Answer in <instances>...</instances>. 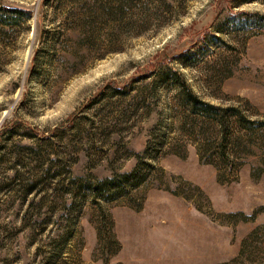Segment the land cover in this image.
<instances>
[{"label":"rangeland","instance_id":"1","mask_svg":"<svg viewBox=\"0 0 264 264\" xmlns=\"http://www.w3.org/2000/svg\"><path fill=\"white\" fill-rule=\"evenodd\" d=\"M1 6L30 14L14 21L0 49V264H264V240L242 246L264 225V212L255 221L222 224L168 190L142 189V209L125 200L110 205L122 249L105 263L88 203L78 213L60 189L39 186L27 194L21 184L51 176L57 155L63 174L70 167L75 176L99 179L131 172L162 106L154 104L148 116L136 108L138 90L116 89L143 87L168 66L205 100L264 118V30L230 24L235 15H264V0H0ZM187 53H195L191 64L180 58ZM159 96L163 102L174 94ZM254 151L231 184L220 183L194 147L186 158L168 154L158 163L167 185L174 188L171 177L181 176L201 186L217 214H252L264 207L263 152Z\"/></svg>","mask_w":264,"mask_h":264},{"label":"trees","instance_id":"2","mask_svg":"<svg viewBox=\"0 0 264 264\" xmlns=\"http://www.w3.org/2000/svg\"><path fill=\"white\" fill-rule=\"evenodd\" d=\"M26 14L30 13L20 8L0 7V49L8 28L13 26L19 16L25 17ZM230 24L233 29L264 30V15H235ZM213 39L217 44L222 42L220 37L215 36ZM194 56L195 53H187L180 58L191 64ZM151 73L152 77L154 71ZM135 90L139 93L135 96L139 98L136 108L140 105L148 116L157 111V108L152 107L154 104L155 107H162L161 111H157L159 118L149 135L146 149L134 155L137 165L131 172H116L111 177L99 179L92 174L75 176L70 167L63 174L59 173L61 157L57 155L58 159L52 161L57 169L51 176L28 178L25 183L21 181L23 187H26V193L40 189L39 186L45 192L60 189L64 204L75 207L78 213H83L88 203L97 214L95 226L98 250L106 256L103 259L105 263H109L122 249L110 205L125 200L140 210L146 199L139 197L142 189L168 190L191 202L199 212L213 221L222 224L227 222L236 226L239 222L255 221L264 212V207L252 214L235 212L221 215L215 212L211 198L201 186L179 176L171 177L170 182L175 187H170L167 185V172L159 165L158 159L168 154L186 158L190 147H194L202 163L216 168L220 183L238 182L245 158L255 155V149L263 152L261 161L264 162V118H253L242 105H218L205 100L193 89L184 74L171 66L158 72L143 87L129 86L120 91L116 89V92L131 95ZM163 91L174 96L162 102L159 95ZM152 97H156V103L150 101ZM52 166L48 171L52 170ZM221 217L233 221H224ZM263 240L264 225H261L243 241L242 246L245 249L248 244Z\"/></svg>","mask_w":264,"mask_h":264}]
</instances>
